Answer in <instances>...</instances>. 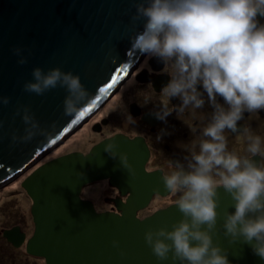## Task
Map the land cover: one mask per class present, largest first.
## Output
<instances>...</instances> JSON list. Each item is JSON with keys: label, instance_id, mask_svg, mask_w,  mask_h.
Returning a JSON list of instances; mask_svg holds the SVG:
<instances>
[{"label": "water", "instance_id": "95a60500", "mask_svg": "<svg viewBox=\"0 0 264 264\" xmlns=\"http://www.w3.org/2000/svg\"><path fill=\"white\" fill-rule=\"evenodd\" d=\"M140 2L143 0H0V96L10 98L7 106H0V186L63 142L117 90L141 55L129 40L143 28V20L133 23L131 19L136 14L135 4ZM15 48L24 49L26 64H18ZM37 67L45 72L58 67L79 75L93 97L83 108V117L64 115L68 95L64 88L58 86L44 95L24 91ZM22 107L31 109L41 129L52 132L51 140L38 135L31 142L12 146L13 133L25 134L23 113L16 115ZM109 143L117 145V153L127 154L134 177L118 157L104 151ZM148 156L143 139L116 134L94 145L87 154L72 152L35 167L20 183L31 199L33 233L26 240L20 227L13 226L2 230L3 238L14 248L25 243L26 253L45 264H173L171 259L157 261L145 244L144 234L164 226L171 230L182 218L176 204L144 218L136 215L154 194L167 192L158 173L145 171ZM100 180H108L122 195L128 194L125 202H116L120 213L97 212L91 202L80 197L83 186ZM218 193L220 216L214 242L228 249L230 264H264L249 245L230 244L224 237L223 214L226 210L234 213L235 208L230 195L222 188ZM113 240L120 242L124 257L112 247Z\"/></svg>", "mask_w": 264, "mask_h": 264}, {"label": "clouds", "instance_id": "9594fccd", "mask_svg": "<svg viewBox=\"0 0 264 264\" xmlns=\"http://www.w3.org/2000/svg\"><path fill=\"white\" fill-rule=\"evenodd\" d=\"M135 9L133 23H144L142 31L129 37L132 49L173 69L162 94L168 99L180 98L178 108L183 110L189 105L202 109L206 93L213 108L199 154H192L190 159L186 156V165L169 161L171 171L162 175L166 191L179 194L175 204L182 218L171 225V230L164 226L145 232V244L159 262L230 264L228 249L213 239L220 216L218 189L222 188L235 208L234 213L226 210L223 214L224 237L230 244L249 245L253 254L264 260V159L259 163L253 160L261 157L260 137L249 136L247 151L251 156L241 158L227 151L223 134L225 130L239 132L237 124L245 112L264 110V24L257 19L258 15L264 17V0H143ZM23 51L13 49L20 65L28 62ZM32 77L33 81L24 84L25 92L44 95L58 86L66 89L65 116L80 114L92 102L79 75L71 71L57 67L45 72L37 67ZM217 97L223 99V105ZM9 103L10 98L0 96V106ZM21 113L25 134L13 133L12 146L31 142L38 135L45 140L53 138L51 131L41 129L29 107L18 108L16 115ZM170 114L166 106L154 113L161 121ZM129 120L135 123L131 117ZM116 148L109 143L104 151L114 159L118 157L134 177L127 154L117 153ZM112 247L121 257L126 255L118 240L112 241Z\"/></svg>", "mask_w": 264, "mask_h": 264}, {"label": "flooded vegetation", "instance_id": "af4514ba", "mask_svg": "<svg viewBox=\"0 0 264 264\" xmlns=\"http://www.w3.org/2000/svg\"><path fill=\"white\" fill-rule=\"evenodd\" d=\"M257 19L261 24H264V17L258 15ZM172 71L170 65H165L158 58L141 54L127 70L126 76L118 85L117 90L83 119L81 124L90 136L91 146L87 150L68 153L81 152L87 154L94 145L116 134H121L130 139H143L149 152L145 164L147 173H158L162 179L163 174H168L171 171L169 161L173 164L179 161L186 165L187 162L184 158L187 156L190 159L192 154H199L201 141L207 139L203 136V131L210 123L213 108L208 102L206 93L203 94L205 104L202 109H195L189 105L183 110L178 108L182 104L180 98L172 97L168 99L165 94H162V89L170 82ZM198 90L203 92L200 86H198ZM119 94L128 99L124 100L123 108L119 109L118 113L114 115H117L119 125L124 127L122 129L120 127L111 128L113 124L110 118L112 112L104 113L106 105L114 96ZM217 101L222 105L224 103L220 97H217ZM160 106H166L168 111L171 112L164 121L157 119L154 115ZM129 117L135 121L134 124L130 122ZM237 127L239 129L237 133L228 130L223 133L227 139V151L241 158L251 156V153L247 151L250 144L249 136H259L261 157H253V160L259 163L261 158L264 159V110L251 113L245 112L244 118L238 122ZM157 137H160V139L157 140ZM214 178L219 179V177ZM97 191H100V193L95 198ZM80 197L91 202L97 212L120 213L116 202H125L128 194L122 195L108 180H100L83 186ZM178 197L179 194L173 195L166 192L165 195H161L156 193L151 197L148 205L139 210L136 215L139 218H144L158 209L175 204ZM95 201L100 202L101 205H97ZM102 203H105V205L103 206ZM14 226L20 227L21 231L25 233L26 240L32 235H28L21 227L22 225ZM0 235L2 236L1 232ZM6 243L8 242L6 241ZM8 244L14 248L10 243ZM20 248H23L25 256L32 258L29 259L30 262L25 264L44 263L43 259L26 253L25 243L14 249L18 250ZM14 263L16 262L14 261ZM5 264H13V261H7ZM18 264L20 263L18 262Z\"/></svg>", "mask_w": 264, "mask_h": 264}, {"label": "rangeland", "instance_id": "374dc122", "mask_svg": "<svg viewBox=\"0 0 264 264\" xmlns=\"http://www.w3.org/2000/svg\"><path fill=\"white\" fill-rule=\"evenodd\" d=\"M123 89V88H122ZM121 89V90H122ZM126 97L124 95H116L112 100L106 105L105 114L112 112L111 120L113 121L111 128H119L122 129L118 123V118L115 113H118V110L123 108L124 100ZM128 100V99H126ZM104 108V109H105ZM88 132L85 131L83 124H81L78 128H76L71 134L67 136V138L45 153L43 157H41L32 167L27 169L21 175L16 178L6 182L5 184L0 186V232L3 229H9V227L14 225H22L23 230L27 232L28 235L32 234L34 225L30 213L31 207V199L26 194V192L22 189L20 183L22 180L37 166L61 155H65L71 151H80L87 150L92 143ZM100 191H97V196ZM100 199V198H99ZM98 199V200H99ZM102 199V197H101ZM96 202V201H95ZM97 205H101L100 202H96ZM104 206L105 203H102ZM23 248L18 250L9 246L6 243V240L0 235V264H5L7 261H13V264H25L26 262H30L29 259L31 257L25 256L23 254ZM14 261L16 263H14ZM42 264V262H40ZM44 264V263H43Z\"/></svg>", "mask_w": 264, "mask_h": 264}, {"label": "snow or ice", "instance_id": "6c2138e0", "mask_svg": "<svg viewBox=\"0 0 264 264\" xmlns=\"http://www.w3.org/2000/svg\"><path fill=\"white\" fill-rule=\"evenodd\" d=\"M118 79H119V78L114 79V80L112 81V84L109 85V88H111L112 86H114L115 83H117V80H118ZM101 91H102V92H103V91H107V89H102ZM86 111H87V110H86ZM84 115H85V112H81V113H80V117H83Z\"/></svg>", "mask_w": 264, "mask_h": 264}]
</instances>
